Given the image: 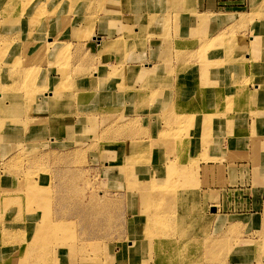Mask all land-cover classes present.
<instances>
[{"label": "rangeland", "instance_id": "1", "mask_svg": "<svg viewBox=\"0 0 264 264\" xmlns=\"http://www.w3.org/2000/svg\"><path fill=\"white\" fill-rule=\"evenodd\" d=\"M132 1L131 14L144 10L139 32L100 36L95 18L119 13L120 0H0V39L17 36L5 60L22 51L11 74L0 69L9 87L0 118L21 121L0 130V264H264V0L238 9L248 13H206L215 17L202 23L189 15L202 14L196 0L166 12L161 0ZM81 14L83 26L74 25ZM225 17L240 20L186 52L180 21L206 33ZM248 30L251 47L242 42ZM154 134L166 141L153 143ZM152 177L166 188L151 189ZM221 189H231L228 206L218 204ZM235 209L247 214L219 212ZM36 224L39 243L51 245L20 263Z\"/></svg>", "mask_w": 264, "mask_h": 264}, {"label": "crops", "instance_id": "2", "mask_svg": "<svg viewBox=\"0 0 264 264\" xmlns=\"http://www.w3.org/2000/svg\"><path fill=\"white\" fill-rule=\"evenodd\" d=\"M250 1H252V0H196V3L194 5H195V9L201 13H231V14L237 13V14H239V13H248V12H242V10H238V9L246 8V6L248 7V5L250 4ZM163 10H165V12L167 11L166 8H163ZM117 11H119V14H117V15L111 14L107 17V19L105 21H104L105 17L98 15L93 22L94 33L97 35L103 36V33L101 32V30L106 29V31H107V29H108V32L105 33V35L118 36L123 31L127 30L128 28H129L128 29L129 32H131V33L139 32V26L136 22L135 16H136V12H140L141 14H143V12H144L143 9L136 8V11L133 12V19L131 18V15H130V13L132 11L127 6L123 5L121 8H118ZM170 13H168V14H170L169 19H170V22L173 24V15H174L173 10ZM179 13H181L180 14L181 19L185 18V17H190V16H188V13L185 10L183 12H179ZM157 16H158L157 19L167 18V16L165 15L164 12H162L161 14H159ZM85 17H86L85 14H81V16L77 19V21H75V16H73L71 18L72 19L71 21L74 25L83 26V24H81V22L85 21ZM219 22L220 21H218V22L215 21L213 23H210L209 25H206L205 26V29H206L205 31L207 33L206 34V33L192 32L189 29L190 25H188L187 27H184L182 21H180L181 32L178 33V35L181 36V40L185 41L186 45H185L184 49L186 50V52L187 51L190 52L191 50L196 49L197 46L199 45V43H201L207 36L213 34V32L215 31V28L217 26H224V25L228 26L231 24L237 25L238 20L236 19V17H233L224 23H219ZM73 28L74 27H72L71 29H73ZM155 29H156V25L153 26L152 30H154V32H155ZM249 29H250V27H249ZM71 32H72V30H71ZM254 34H252L250 30H248L244 34L245 37H244L242 42L246 46L251 47V41L250 40L254 39ZM98 38L100 39V37H98ZM70 40L73 42L76 41V39H73V38H71ZM240 51L243 53H241ZM252 52L249 53L245 49L239 50L240 54H243L246 56H247V53L251 54ZM258 52L259 51H257V53ZM112 58H114V55ZM250 70H251V64L249 63L247 65V71L250 72ZM245 75H246V73H245ZM248 87L252 88V90L255 89V88H253V85H251V84H249ZM242 117H243V119H241V124H242V122H246L245 120L250 119V117H248V116L243 115ZM243 160H245V159H243ZM241 190L244 191V190H246V188H243ZM220 191L221 192L219 194V198L217 199L218 204L223 202V204L225 206L228 204L227 201H228V196H230L229 191H231V189H227L228 192H226V196L222 193V189ZM219 208H220V206H219ZM225 211H228L226 213H235L234 215H241V216L247 214V212H244L242 210H236V209L235 210H222V211L220 210L219 212L223 213Z\"/></svg>", "mask_w": 264, "mask_h": 264}, {"label": "bare ground", "instance_id": "3", "mask_svg": "<svg viewBox=\"0 0 264 264\" xmlns=\"http://www.w3.org/2000/svg\"><path fill=\"white\" fill-rule=\"evenodd\" d=\"M120 2H121V4H122V6L123 5H125V6H127L128 8H130V10L133 8V1L132 0H120ZM160 3H161V5H160V7H164V8H166V6H167V4H171L172 6L176 3V0H161L160 1ZM47 5V4H46ZM42 7V6H41ZM58 7H57V5H54V8H53V11H55L56 9H57ZM259 9H262V7L260 6H257L256 8H253L252 9V11H253V13L255 12V13H257V11H259ZM45 11V10H44ZM53 11H52V14H53ZM132 11V10H131ZM50 14V13H49ZM116 14H119L118 12H116ZM252 14V12L250 13V15ZM111 15V14H110ZM130 15H131V18L133 19V14H131L130 13ZM189 15H191V16H193V17H195V19L197 20V22L198 23H202V22H204V21H206L207 19H208V17H215V15H212V14H206V13H202V14H198V13H196V12H194V10L191 12V13H189ZM101 16H102V14H101ZM103 17H105V19H107V17L108 16H105V15H103ZM225 19H227L228 20V18H225ZM237 19V18H236ZM143 20V17H140V18H138L137 19V21H142ZM240 20V19H239ZM238 20V21H239ZM106 28V27H105ZM13 37H17L15 34H13V35H3L1 38L2 39H0V42H1V44H0V54H1V56H0V69H1V65L2 64H4L5 63V65L4 66H6L7 65V68L9 69L8 70V72H9V74H11V70H12V68H14L15 67V65H17L18 64V62H20L21 61V57H22V51H16L11 57H10V59L7 61V60H5V57H6V55H7V53H8V51H9V48H10V46L12 45L11 44V41H13V40H15V39H13ZM224 37V34H222V36H221V38H223ZM10 41V42H9ZM116 40L115 39H111V40H109V39H107V40H105L104 41V45L105 44H107V45H109V44H113L114 42H115ZM216 41H217V39L216 38H213V39H209V40H207L205 43H204V47H210V46H212V44H215L216 43ZM2 49V50H1ZM207 62H209V61H207ZM8 63V64H7ZM179 64H180V62H179ZM3 66V67H4ZM49 66H51L50 68H49V70H52V63H50V65ZM3 72V71H2ZM114 72V71H113ZM260 72V71H259ZM201 74H202V71H201ZM262 75V73H260L258 76H261ZM170 75L169 74H167L164 78H163V82L164 83H167V84H170ZM201 78V77H200ZM29 79H30V76H29ZM33 80L35 79V77H33L32 78ZM150 82V81H149ZM149 82H147L143 87H148V86H150V87H153L154 86V83L152 82V85H150L149 84ZM202 85H203V81H201V82H198L197 83V86H198V91H201V87H202ZM113 86H115V82H113ZM7 88H9L8 86H3L2 84H1V82H0V90H5V89H7ZM54 88H55V85H52L49 89L51 90V91H54ZM15 89V88H14ZM226 90V83L224 84V90L223 91H225ZM21 96V95H20ZM19 96V97H20ZM3 99V98H2ZM15 99H16V96H15ZM174 105L175 104H171L170 105V108H171V111H173V108H174ZM207 110H205V112H206ZM194 113L195 112H181V113H179V115L178 116H180L181 118H183V119H186L187 117H188V120L190 121L191 120V118H193L195 115H194ZM11 120H16V119H14V118H7V115L6 114H1V118H0V130H1V128H3V131H4V129L5 128H7V130H13V129H15L16 127H15V125L17 126V124L18 123H20L21 121H18V122H11ZM30 120V119H29ZM30 122V121H29ZM26 123H28V119H26V120H24L23 122H22V124L21 125H18V127H21V126H23L24 124H26ZM6 130V129H5ZM3 131H0L1 133L3 132ZM4 133V132H3ZM6 133V132H5ZM201 133H203V134H205V133H208V131H205V130H202V132ZM2 136H0V138H2L3 136H4V134H1ZM207 136V135H206ZM203 137V136H202ZM204 138V137H203ZM150 139H151V141L153 142V143H155V142H158V141H161V140H164V141H166V139H160L156 134H154L153 136H151L150 137ZM256 151H258V150H256ZM206 163V162H205ZM175 166H177V164H174V162L172 163V164H170L169 166H168V171H167V174H166V178H167V180L168 181H170L173 177H174V175L175 174H177L178 173V171H176V170H174V168H175ZM161 169V171L163 172V171H165L164 170V168H160ZM179 169H181V168H179ZM182 171V170H181ZM133 182H134V180H133ZM137 182H139V183H137ZM135 181L134 183H136L135 185H134V188H136V189H138L139 188V185H140V181ZM145 184H148V185H150L151 184V189H153L154 187H156V188H159V189H161L162 190V187H164V188H166V186H162V185H156L155 184V182H154V180H153V177L152 178H150L149 180H148V182L147 183H145ZM170 184V183H169ZM17 185V184H16ZM14 186V185H13ZM169 186V185H168ZM149 187V186H148ZM15 189V188H14ZM14 189H12V191L14 192L15 190ZM141 189V188H140ZM137 190V192L138 191H143V190ZM4 191H6V190H4ZM10 190L8 189L7 190V192H9ZM11 191V192H12ZM5 194H6V192H5ZM8 194V193H7ZM88 197V196H87ZM153 201V200H152ZM151 205V204H150ZM152 205H153V203H152ZM155 205H156V202H155ZM158 205V204H157ZM153 207V206H152ZM158 207V206H157ZM151 209H154V208H151ZM154 211V210H153ZM148 218V221H152L153 220V216H148L147 217ZM40 224H36V226H35V229H34V232H33V234L31 235V238L28 240V242H26L25 244H24V246H23V251L21 252L22 253V255L21 256H19L20 257V259H19V262L20 263H25V262H27V260L25 261L24 259H26V258H28L29 259V257L30 256H36V253L40 250V247L39 246H41V247H43V248H47V247H49L50 245H51V242H43V243H39L40 242V240L42 239V237H43V231H44V228L41 226ZM147 228V227H146ZM149 229V228H148ZM147 229V230H148ZM151 229V228H150ZM146 229H145V232L147 231ZM163 232V231H162ZM149 234V233H148ZM151 234V233H150ZM158 234V233H157ZM38 235H40V236H38ZM159 235V234H158ZM161 235V234H160ZM222 238V237H221ZM221 238H216L217 239V242H218V240L219 239H221ZM150 240V239H149ZM24 243V242H23ZM141 244H143V242L141 243ZM153 244V243H152ZM242 245H245L244 243H242ZM207 246L208 247H210L209 246V242H208V244H207ZM151 247H152V245H151ZM204 247V246H203ZM148 248V247H147ZM209 250V249H208ZM211 250V249H210ZM209 250V251H210ZM208 252V251H207ZM227 252V251H226ZM212 253H213V251H212ZM240 253V252H239ZM239 253H236V252H234V254H233V256H236L237 255V257H236V261L237 260H240L241 258H242V256L239 254ZM45 254V253H44ZM221 254V253H220ZM213 255V257H214V254H212ZM211 255V256H212ZM218 255H219V253H218ZM43 256H45V255H43ZM46 257V256H45ZM215 257H217V256H215ZM223 257V256H222ZM14 258V257H13ZM31 258V257H30ZM166 258L167 259H169L167 256H163V262H165L166 261ZM211 258V257H210ZM73 259V258H72ZM72 259H70V261L72 260ZM24 260V261H23ZM165 260V261H164ZM212 260V259H211ZM31 261V260H30ZM169 261V260H168ZM213 261V260H212ZM32 262V261H31ZM167 264H169V262H167Z\"/></svg>", "mask_w": 264, "mask_h": 264}]
</instances>
